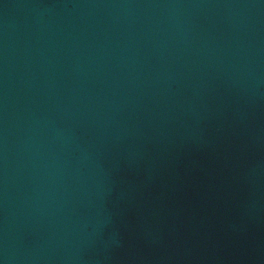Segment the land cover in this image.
I'll use <instances>...</instances> for the list:
<instances>
[{
	"label": "water",
	"instance_id": "obj_1",
	"mask_svg": "<svg viewBox=\"0 0 264 264\" xmlns=\"http://www.w3.org/2000/svg\"><path fill=\"white\" fill-rule=\"evenodd\" d=\"M0 264H264V0H0Z\"/></svg>",
	"mask_w": 264,
	"mask_h": 264
}]
</instances>
